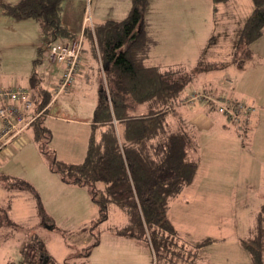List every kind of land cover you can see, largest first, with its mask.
I'll return each instance as SVG.
<instances>
[{"label":"rangeland","instance_id":"rangeland-1","mask_svg":"<svg viewBox=\"0 0 264 264\" xmlns=\"http://www.w3.org/2000/svg\"><path fill=\"white\" fill-rule=\"evenodd\" d=\"M1 1L15 3L18 0ZM82 3L89 24L96 23L97 18L99 21L121 20L132 7V0H83ZM252 5V0H227L218 3L214 10L212 0H151L146 14L149 35L156 41L150 48L148 64L174 63L190 69L200 59L203 46L212 35H215L214 46L203 53V64L207 61L222 63L217 70L200 73L184 89L185 94L202 92L208 98L196 99L187 105L192 107H187L186 115L192 116L197 125L195 133H191L187 124L193 135L189 155L198 163V168L192 182L170 202L167 216L176 231L187 240L204 237L227 240L224 245L205 247L203 258L195 259L194 264L200 260L202 264H251L247 253L239 254L237 242L239 237L243 240L250 238L249 227L255 222V212L264 201V33L249 45L247 51L241 49L239 53H233L232 40L237 26L246 18ZM6 18L0 14V85L9 80H15V84L28 83L30 72L35 68L38 76L42 75L40 87L50 86L54 64L47 59V50L39 52L35 45L40 38L37 21ZM91 76L90 70L86 78H75L68 91L51 103L48 115L42 120L50 131V142L45 143L46 134L36 137L31 125L28 133L31 141L12 156H0V199L3 200L8 193H21L26 198H6V201L23 202L27 208L39 198L43 204L44 199L47 201L50 207L47 209H57L53 234L43 236L45 230H38V226L33 225L27 227L33 230L27 232V237L28 242L40 239L50 256L57 260L64 257L66 264L77 252L79 256H74L75 260L89 264L80 255L83 250L85 252V244L83 250L79 247L78 251L68 255L69 250L76 248L75 242L89 234L77 232L79 224H76L77 219L74 220L75 214L83 210L79 209L82 200L78 191H74L78 188H64L58 182L59 174L53 172L50 165L53 152L58 159L76 163L84 159L93 110L98 101L95 77ZM214 87L219 88L221 95H216ZM218 98L254 101L261 116L244 135L238 134L235 124L225 119L222 121L226 127L217 128L222 121L215 110H209L212 112L209 124L206 117L198 119L199 114L195 112H201L199 106L209 108L213 103H223ZM113 206L108 211V219L96 226L94 233H102L123 222L120 220L122 213L119 217ZM59 207L62 208L59 210ZM1 215L0 219H5L4 214ZM17 227L12 228L13 231H0V250L12 247L21 236L22 231ZM63 229L69 233H62ZM127 240L123 243L124 251L131 250L130 241L135 242ZM102 251L106 252L105 249ZM262 251L264 253V248ZM20 257L19 252H15L13 262Z\"/></svg>","mask_w":264,"mask_h":264},{"label":"trees","instance_id":"trees-1","mask_svg":"<svg viewBox=\"0 0 264 264\" xmlns=\"http://www.w3.org/2000/svg\"><path fill=\"white\" fill-rule=\"evenodd\" d=\"M65 1H1L0 9L2 14L14 20L37 21L42 36L38 48L41 52L52 44L70 43L76 37L63 18ZM150 1L132 0L126 17L97 24L85 20L84 10L79 61L81 64L88 48L100 61L104 82L93 110L84 159L77 163L58 159L53 152L50 168L63 182L87 187L97 207L96 216L77 231L92 237L84 246L85 252L82 248V257L87 259L89 251L99 243L102 233L93 230L108 219L110 206L114 205V212L118 216L122 213L120 220L123 222L110 226L109 231L145 247L150 264H194L196 250L214 239L187 240L176 231L167 216L170 202L192 182L198 168V163L189 155L193 135L176 110L185 100L187 103L196 100L190 101L195 93L184 97V89L200 73L217 70L222 63L207 61L203 64V53L215 40L212 35L202 49L200 59L190 69L174 63L148 64L150 48L156 42L149 35L146 20ZM226 1L212 0L214 10L218 3ZM252 3L250 12L236 28L233 53H239L241 49L247 51L249 45L264 33V0H252ZM38 80L33 68L29 83L37 95L36 112L45 109L30 126L33 125L36 137L46 134L47 144L51 134L42 120L49 110L51 91L40 87ZM230 101L223 102L230 104ZM217 106L213 103L209 108L219 112ZM219 113L235 124L238 134H245L250 111L239 125ZM37 202L40 212L41 202ZM41 215L44 222H50L43 213ZM256 222L252 236L242 240V246L250 253L252 264H264V203L258 210ZM21 256L19 264H55L40 239L24 244Z\"/></svg>","mask_w":264,"mask_h":264},{"label":"crops","instance_id":"crops-1","mask_svg":"<svg viewBox=\"0 0 264 264\" xmlns=\"http://www.w3.org/2000/svg\"><path fill=\"white\" fill-rule=\"evenodd\" d=\"M82 2H83V0L82 1L81 0H74L72 2H70V0H66L64 3L63 18H64L65 22L68 24V26H71L69 28L71 31H73L74 36H79V35H82V33H83L82 32L83 25H84V17L83 16H84L85 8H84V5ZM0 14L3 16L4 19H8L6 17H9V16L2 14L1 10H0ZM75 15H77L76 18H75ZM25 20L26 19L19 20V21H25ZM105 20L100 19V21H99V18H97L96 24L101 23ZM15 21H18V20H15ZM39 37L40 38L35 43L37 49L41 45L42 36H41L40 32H39ZM210 37L211 36H209L207 38V41ZM86 44H85V46L87 47ZM205 45H206V43H205ZM204 46H203V48H204ZM53 64H54V66L52 67V71L54 72V77L51 79V83H50L51 85L48 87H44L45 89L51 91V101L48 104V109L50 108L51 103L55 99H57L59 97V95L64 93V92H61V93L57 94V96H54V94H53V89L55 88V86L59 80V77L61 75V71H62L61 64H56V63H53ZM55 64H56V66H55ZM101 68L102 67H101L99 59L94 58L93 55H91L90 51L87 48L85 50V55H83V57H82V62L80 64V67L78 68V71L74 76V80L77 77H84L85 76V78H86L88 76L90 70H91V72H92L91 77L92 78H93V76L95 77V83H96V86H97L98 91H99L101 84H103V82H104ZM30 74H31V72H30ZM29 77H30V75H29ZM38 77H39L38 83L40 85L42 75L38 76ZM8 82L5 83V85H0V87H11V86L22 87V88L28 89L32 93V97L35 98V105H34L32 112L30 113V115H34L35 112L37 111V106H38L37 95H36L35 91L30 88L29 78H28V83H25V81H21L22 84L21 83L15 84L14 83L15 80H9ZM204 86H206V85H204ZM204 86H203V88H204ZM214 88L217 89L216 95H221L219 88L218 87H214ZM68 89H67V91H68ZM183 96L186 97L187 94H184ZM219 99L222 100V102L227 101L224 98L223 99L218 98V100ZM228 100L238 101L235 99H228ZM239 100H244V102H246L248 105H251L253 107L252 112L249 116V121H248L247 129H246V130H249V128H251L252 124L254 123V125H255L256 122L259 120V117L261 116L259 114L258 104L256 102L248 100V99H239ZM189 104H191V102L187 103L185 100V103H183L182 105H178L176 113L178 114L179 117L181 116V118H184V122L186 124L190 125L189 130L191 131V133H195V131L197 129L196 128L197 125L192 120V116L189 117L186 115L187 111H189V110H187L188 109L187 107H192V105L187 106ZM199 107L202 110H201V112H199L198 110H197L198 112H195V113L199 114L197 116V118L200 119L201 117H203V118L206 117V119H208V124H209L210 123V117H211L210 113H212L209 110H212V109L204 107V106L203 107L199 106ZM47 113H48V110L44 116L48 115ZM217 113L220 115L219 116L220 122L222 121V119H225L223 115H221L219 112H217ZM260 113H262V112H260ZM254 121H256V122H254ZM220 122H217V123H220ZM223 123H224V121H222L218 126L216 125L217 128L226 127V124H223ZM30 131H31V126H29L27 128V130L24 134V138L23 137H22V139L20 138L19 140L14 142L12 145L8 146L9 148L6 147V149H3L0 152V156L4 157V155H6V154H9V156H12L13 154H15V151H18V150L22 149L23 147H25L32 139L30 134H28ZM87 140H88V138H87ZM242 145H244V144H242ZM67 161H69V160H67ZM57 179H58V182L62 183L61 185H63L64 188L65 187H68L70 189H76V187L78 188V190H74V191H78L77 192L78 196L82 200L81 202H79V204H81L79 206V209H83V210L78 212L77 214H75L76 218L74 216V220L76 221V219H77L76 224H79V225H77V226H79L78 228H82V226L88 225L91 222V220L97 214L96 205L91 200V196H90V192L88 191V188L84 187V186H77V185L65 183L60 179V176ZM6 195L7 196L6 197L4 196L3 200H2V198L0 199V215L2 214L1 216L3 217V214H4V216H5L4 217L5 219H0V231H13V230H15L14 229L15 226H18L17 228L20 231H22V233H21V236L18 238V240L13 242L14 244L12 247L6 246L0 250V262H3V264H19V260L22 258V256H21L22 246L29 241L28 237H27V235H28L27 232L29 233L30 231H33L27 227L37 225L38 230H45V234L43 236H47L50 233L53 234L54 232H52V231L56 227V223H57L55 218L58 216L57 213L59 211H57V209L56 210L47 209V207H49V205L45 199H44V201L46 203L44 202V204H43V202H41L38 198V201L41 202V207H42L41 211L39 212L38 206H37V203H39V202H35V203L33 202V204H31L27 208H25L26 203H23V202H19V203L13 202L12 203V201L11 202L6 201V198H9V200L15 199V198H20V199L26 198V197H23L21 195V193H14V194L8 193ZM175 199H177V197ZM53 201H51L50 206L52 205ZM261 202L262 203L259 205V208L264 203V201H261ZM91 205H93V206H91ZM61 208L62 207H59L58 209L60 210ZM71 210H74V209H71ZM258 210L255 212V222L254 223L252 222V224L249 227V231H248V232H250V233H248L249 237L252 236V232L255 229V226L257 223L256 220H257ZM42 213L44 215L43 217H45V213H46L50 222L49 221L48 222L43 221V219L41 218ZM19 226H21V227L19 228ZM24 226H26V227H24ZM12 228H13V230H12ZM67 231L68 230L63 229L62 233L67 232ZM68 233H69V231H68ZM80 234L88 235L89 233L83 232ZM82 237H83L82 240H80V239H78L77 241L75 240L76 241L75 242L76 248L71 250V251L69 250L68 255L71 252H74L75 250L78 251L79 247H82L83 244L87 245L90 242V239H91L90 234L88 236H82ZM202 239L203 238H199V239H197V241H201ZM239 239H240V241L237 242V244L240 247L239 254L242 256L244 254L246 255V253H247L246 256H248L249 261L252 264V258H251L250 253L247 250H245L242 246V240L243 239L241 237H239ZM126 241H128L127 238L122 237V236H117V235L113 234V232H110L109 229L102 231L99 243L89 251L87 259H85V261L89 262V264H150V255H149L148 250L145 247L129 240L132 243V246H131L132 248L130 251L129 250L124 251L123 243H126ZM193 241H196V240H193ZM226 241L227 240L222 241L219 239H214V241L208 243L207 245L198 248L196 250L195 259H202L203 258L202 254H203V250L205 249V247H207L209 245L213 246V247H217V245L226 244ZM0 245L2 247V244H0ZM102 249H105L106 252H103ZM15 252H19V255L21 256L17 262H13V260H12L13 254ZM74 256L75 257L79 256V253L77 252L76 254H73V256L71 258H69L68 264H80V262H79L80 260H75ZM52 258L56 264H66L63 262L66 259L64 257H62L63 258L62 260L61 259L57 260V258H55V257H52ZM262 258L264 261L263 251H262ZM90 260H91V262H90ZM195 261H194V263H195ZM198 264H202V260H200L198 262Z\"/></svg>","mask_w":264,"mask_h":264},{"label":"built area","instance_id":"built-area-1","mask_svg":"<svg viewBox=\"0 0 264 264\" xmlns=\"http://www.w3.org/2000/svg\"><path fill=\"white\" fill-rule=\"evenodd\" d=\"M80 47L81 35L76 36L70 43L47 46L49 61L63 65L59 80L53 89L54 96L65 92L71 85L80 64ZM203 98L208 97L195 93L190 97V101ZM225 102L216 103L219 112L238 122V125L246 119L245 114L248 115L249 111L250 113L252 111L244 101H234L236 104ZM34 105L35 98L28 89L13 86L0 87V152L20 138H24L27 128L45 109L30 115Z\"/></svg>","mask_w":264,"mask_h":264}]
</instances>
